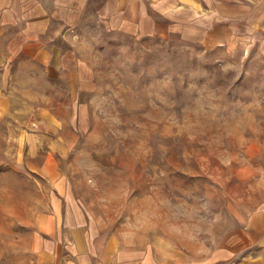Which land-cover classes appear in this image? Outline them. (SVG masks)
<instances>
[{
	"label": "rangeland",
	"instance_id": "obj_1",
	"mask_svg": "<svg viewBox=\"0 0 264 264\" xmlns=\"http://www.w3.org/2000/svg\"><path fill=\"white\" fill-rule=\"evenodd\" d=\"M93 20L45 42L59 67L0 41V264H36L59 204L101 249L199 263L264 205V58Z\"/></svg>",
	"mask_w": 264,
	"mask_h": 264
},
{
	"label": "crops",
	"instance_id": "obj_2",
	"mask_svg": "<svg viewBox=\"0 0 264 264\" xmlns=\"http://www.w3.org/2000/svg\"><path fill=\"white\" fill-rule=\"evenodd\" d=\"M91 18L110 31L179 36L207 49L242 47L264 58V0H0V41L8 42L11 57L26 55L53 67L61 53L45 42L56 40L61 29L65 38ZM15 28L14 34L3 35ZM40 230L33 240L36 264H165L145 253L99 248L94 228L69 206L59 204ZM195 264H264V205Z\"/></svg>",
	"mask_w": 264,
	"mask_h": 264
},
{
	"label": "water",
	"instance_id": "obj_3",
	"mask_svg": "<svg viewBox=\"0 0 264 264\" xmlns=\"http://www.w3.org/2000/svg\"><path fill=\"white\" fill-rule=\"evenodd\" d=\"M67 264H71V263H67Z\"/></svg>",
	"mask_w": 264,
	"mask_h": 264
}]
</instances>
